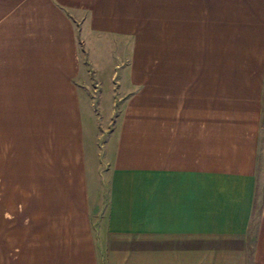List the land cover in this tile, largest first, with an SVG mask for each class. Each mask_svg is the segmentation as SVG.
Listing matches in <instances>:
<instances>
[{
    "label": "crops",
    "instance_id": "1",
    "mask_svg": "<svg viewBox=\"0 0 264 264\" xmlns=\"http://www.w3.org/2000/svg\"><path fill=\"white\" fill-rule=\"evenodd\" d=\"M69 10L162 34L122 106L100 230ZM263 120L264 0H0V264H264Z\"/></svg>",
    "mask_w": 264,
    "mask_h": 264
},
{
    "label": "rangeland",
    "instance_id": "2",
    "mask_svg": "<svg viewBox=\"0 0 264 264\" xmlns=\"http://www.w3.org/2000/svg\"><path fill=\"white\" fill-rule=\"evenodd\" d=\"M68 12L74 13L70 20L74 30L78 71L76 84L85 131L86 164L88 171H91L92 187L96 185L100 188L91 200L92 212L98 217L95 223L100 226L97 230H100L105 225L107 215L105 172L122 106L139 85L146 82L147 78L141 79V76L159 73L162 34L157 25L158 19H140L134 33H100L89 30L85 25L87 19L76 17L75 10ZM169 36L163 34V37ZM129 75L139 78L132 82ZM262 126L253 222L261 213L264 203V120ZM96 171L101 176L96 175Z\"/></svg>",
    "mask_w": 264,
    "mask_h": 264
}]
</instances>
